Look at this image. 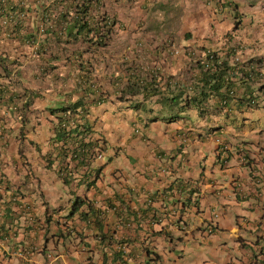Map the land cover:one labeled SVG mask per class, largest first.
I'll list each match as a JSON object with an SVG mask.
<instances>
[{
  "label": "crops",
  "instance_id": "1",
  "mask_svg": "<svg viewBox=\"0 0 264 264\" xmlns=\"http://www.w3.org/2000/svg\"><path fill=\"white\" fill-rule=\"evenodd\" d=\"M226 2L228 4L238 3L244 8L248 4L244 13H254L256 20L261 17V9L264 8V0L259 10L254 9L256 0H240V2L227 0ZM160 3L164 7L167 3L168 9H161ZM174 3L176 0L111 2L110 9L121 20L122 30L115 35L101 56L105 59V65L108 62L112 63L105 67L97 60V64L91 71L99 80L96 89L95 86L86 87L84 91V89L75 87L71 74H77L79 71L63 64L64 59L69 56L80 59L82 54L84 60L91 58L88 55L89 52H84L86 51L83 48L84 43L78 42L73 45L50 41L54 54L49 62L57 66L58 76L64 78L71 75L67 83L63 86L58 85L60 78L59 80L51 78L47 82L40 80L39 77L34 78L32 74L37 73V67L31 64L39 61L40 56L33 53L31 49L27 53L28 59L20 65L22 72L18 79L13 76L15 83L1 90L0 208L4 210H0V264H55L58 259H61L64 264H101L102 255L105 252L106 256L111 259L112 251L109 247L117 250L118 240L125 236L123 227L113 222L116 219V207L113 204L117 206L120 204L123 210L129 209L139 214L151 209V212L150 210L144 212L146 219L140 222V226L148 232L159 231L161 234L160 237L153 236L157 238L156 240L147 239L143 242L142 232L139 231L137 239L129 240L128 247H125L127 253L131 251V254H127V264H146L148 255L144 250V245L148 242L152 249H156L155 245L160 240L171 248L163 235L164 232L172 233L171 228L176 232H186L187 237L191 235L194 238L199 230H204L203 227L209 225L210 222L213 224V221L215 234L211 236L212 239L226 231L228 236L234 237L238 242V248L245 252L239 262L234 261L230 256L229 262L225 264H264V229L259 226L264 223V216L262 217L264 211V143L262 142L259 146V143L244 142L242 146L243 142L241 143L239 139L240 136L246 138L255 126L260 135L264 132V102L259 104L258 108L255 106L250 112H238L234 105H231V109L226 107L218 113L210 110L204 113L190 111L186 113L189 114V119L178 121L181 125L165 124L160 120L148 124L146 118L155 115L154 111L148 114L140 110L133 112L126 110L124 113L119 109L124 103L116 97L119 81L115 76L119 73L113 68L114 61L138 63L139 68L134 72L122 71L123 73L145 76L148 74H145L146 70L154 73L158 71L160 73L159 85L163 86L165 77L166 83L169 84L166 86L169 90L165 86L161 89L172 92L180 86L188 87L193 77L196 76L197 60H205V54L209 50H220L227 45L230 46L231 43H241L245 45V50L248 49L247 58L255 56L264 58V28H261L259 24L255 26V32L254 28L252 30L247 27L246 35L243 36L241 42L236 36H228L225 31L221 30L219 14L224 12L225 0H188L187 7L182 9L179 5L181 9L178 15L169 12V5ZM189 7L192 13L190 17L184 15L186 11H189ZM153 8L157 9L155 10L157 17L151 21V18L147 17ZM196 10L203 12L195 16ZM130 12H139L142 16H146L130 18ZM6 38V33H0V51H4L10 58H13L15 47L8 44ZM77 53L79 57L76 56ZM41 56H50V52ZM242 57L247 60L245 56ZM254 82L257 87L263 88L258 92L263 95L264 99L262 93L264 76L257 75ZM155 86L159 87L156 81ZM35 91L38 96L34 95ZM67 91L74 92L72 96H65L64 93ZM100 91L105 93L102 95L103 99L95 103L89 112L88 118L93 122V131H89L91 132L89 139L97 141L103 138L106 145L104 156L111 160L100 170L93 182L78 181L77 183L74 180L69 186L57 175L56 167L60 160L52 158L49 164L44 158V155H47L46 152L51 149L50 140L54 135L51 130L54 111H49L48 115H45L46 110L65 105L81 97L91 99L99 95ZM29 101L30 105L27 103ZM145 102L157 107L151 100L145 99ZM234 118L238 119L234 121ZM132 120L135 124L131 123ZM129 127L139 129V132L132 134ZM216 137H219L229 148L228 156L227 158L225 156L226 159L223 161V167L219 166L220 179L206 171L200 159L204 141L207 140L214 142V157L223 156L220 152L223 145H219L220 147L217 145ZM181 138L185 139V143L180 145ZM186 144H190L194 151L195 163L189 162L185 178L178 181L177 175L181 167L175 170L173 168L175 158L170 156L173 155L177 145L181 148ZM233 144L236 146L235 152L248 153L251 158L249 164L245 166L246 171L242 174L239 173V167L242 165L237 160L238 154L231 151ZM230 157L236 159L235 164L230 163ZM104 161L106 160L103 158H97V161H92L93 163L90 164L102 166ZM198 162L199 167L195 166ZM78 169L83 173L82 168ZM235 179L242 182L243 191L240 193L233 192L232 182ZM190 190L195 192L190 193ZM72 191L73 194H71ZM176 193L177 200L172 199ZM210 195L215 197V201ZM75 196L93 200L96 208H100L102 212L101 217L105 218L103 222L106 226L105 230L111 228L114 234L110 235L108 242L101 245L100 238L96 235L98 233L96 225L90 221L82 228L75 225L74 229L68 230V233L78 237L80 243L74 242L73 244L72 242L55 255L48 253L50 240L54 243V247L61 240L63 233L56 222H59V218L67 213L72 204L71 200ZM183 197L190 201L186 203ZM249 197L262 199L255 209L257 218H254L253 222H247L245 217L235 214L231 215L235 221L230 219V213H228L229 208L232 207L230 204ZM108 198L112 199L109 205L108 202L105 203ZM218 207L223 213L219 218L214 216ZM55 212L57 218H53ZM155 217H162L164 221L162 223L148 221L149 218L152 220ZM136 225L139 226L138 223H134L133 229ZM62 226L64 227L63 223ZM243 229L246 234L251 235L249 238L242 233ZM28 246L36 247L28 260L14 255L18 248ZM74 252L88 253V255L86 258H79L80 261L77 263L76 261L69 262L66 257ZM54 258L57 259L54 260ZM158 259L157 263H152L165 264L160 257Z\"/></svg>",
  "mask_w": 264,
  "mask_h": 264
},
{
  "label": "trees",
  "instance_id": "2",
  "mask_svg": "<svg viewBox=\"0 0 264 264\" xmlns=\"http://www.w3.org/2000/svg\"><path fill=\"white\" fill-rule=\"evenodd\" d=\"M111 1L114 0H0V17L4 15L9 17L7 27H2L0 24V33H6L8 44L15 47L13 58H10L4 51H0V92L15 83L10 78L12 72L15 78L18 79L22 72L20 65L23 64L25 59H28L27 53L30 52L34 43L37 44L34 52L40 56L39 61L37 60V62L31 64L33 67H37V73L32 74L34 78L39 77L40 80L45 82L51 80V78L54 80L60 78L61 81L57 84L63 86L72 75L75 87L84 89V91L86 87L93 88L95 86L96 89L99 80L91 71L94 69V65L97 64V60L100 61V65H105V59L101 56L107 50L106 48L115 35L122 30L121 20L118 19L114 11L111 12L108 8ZM236 9L234 8L237 14L235 23L239 24L240 17ZM50 41L73 45L78 42L84 43L83 48L86 51L82 50L86 53L89 52L88 55L91 58L84 60L82 54L80 59L67 57L62 63L65 66L69 65V68L73 70L75 68L79 73L64 78L58 76L56 73L57 66L49 62L52 54H54L52 53L53 46ZM48 51L50 56H41ZM78 53L76 56H78ZM234 54L233 46L207 51L205 60H197V73H195L196 76L193 77V81L188 84V87L180 86L172 92L161 89L164 86H169V84L166 83L165 77L163 86L159 85L160 73L158 71L154 73L146 70L145 74H148L145 76L123 73L122 71L134 72L139 68L138 63L114 61L115 66L113 68L119 73L115 76L119 81L116 97L124 103L119 109L124 113L126 110L132 112L140 110L148 114L154 111L155 115L146 118L148 124L157 120L165 124H171L183 118L189 119L190 116L186 113L190 111L204 113L210 110L218 113L226 107L231 109V105H234L238 112H250L255 106L258 108V105L264 102L263 95L258 92L263 88L261 86L257 87L256 82H254L257 75L264 76V58H249L241 63L231 62ZM111 63H106L105 67H108ZM52 74L55 76H51ZM154 80L160 88L155 86ZM166 89L169 90L168 87ZM73 92L67 91L64 95L69 96ZM262 93L264 94V91ZM104 94L100 91L99 95H95L91 99L81 97L71 100L65 105L49 108V111H54L52 113L54 119L51 120V130L54 135L50 140L52 143L51 149L46 152L47 155H44V158L49 164L52 158L60 160L58 167H56L57 175L69 186L72 185L71 183L74 180L77 183L78 181L81 183L85 181L93 182L100 170L111 160L104 156L106 145L103 138L97 141L89 139L91 133L89 131H93V122L88 118L89 112L95 103L101 102ZM34 95L38 96V93L35 91ZM145 99L155 102L157 107L148 105ZM27 103L30 105V101ZM237 119L234 118V121ZM131 123L135 124L133 120ZM129 130L132 134L136 133L134 127H129ZM225 147V144L221 146V155L224 151L227 152ZM98 156L106 160L103 162L104 165L90 164L92 161H97ZM170 157L175 158L174 156ZM226 158L217 155L215 164L223 167V161ZM78 168H82L83 173ZM77 173H79V176H77ZM189 192L194 193L195 191L190 190ZM233 192L238 193L235 190ZM71 194H73V191ZM107 200H105V203L111 204L112 199L108 198ZM71 201V206L67 213L59 218V222L53 219L56 224L61 226L63 223L65 227L71 230L74 229L75 225L78 228L85 227L90 221L98 228L96 235L100 238V244L103 245L106 241L108 242L110 235L114 234V230L111 228L105 230L106 226L103 225L105 218L101 217L102 212L100 208H96L93 200L75 196ZM0 210H4V208H0ZM148 210L151 212V209ZM115 212L116 219L113 222L117 226L123 227L125 236L118 240L119 248L117 250L109 247L112 251L111 259L106 256L104 251L101 264H127V257L129 253L131 254V251L127 253L125 247H128L129 240L137 239L139 231L142 232L143 242L147 239L156 240L155 236H161L159 231L151 233L140 226V222L146 219L144 212L139 214L131 212L129 209L125 211L120 204ZM148 221L162 223L164 220L162 217H155L152 220L149 218ZM134 223H138L139 226L136 225V228L133 229ZM163 235L166 237V241L172 245L174 239L172 233L164 232ZM148 244L144 245V250L148 255L146 264L157 263L159 261L158 251L155 248L152 249ZM155 247H157V244Z\"/></svg>",
  "mask_w": 264,
  "mask_h": 264
},
{
  "label": "rangeland",
  "instance_id": "3",
  "mask_svg": "<svg viewBox=\"0 0 264 264\" xmlns=\"http://www.w3.org/2000/svg\"><path fill=\"white\" fill-rule=\"evenodd\" d=\"M226 1L227 0H225V5H224V9H223L224 12L219 14L220 15L219 19H221L219 27H221V30L225 31V34L236 36L237 40H239L241 42V41H243V36L246 35L245 32H246L247 27H248V29H252V30L254 28V32H255V26L258 24L261 28H264V25H263V23H264V8L261 9V17H259V19L256 20L254 13L253 14L250 12L244 13L246 8H248V4H247L246 8H244L243 5H240L238 3H236V5H234V4L230 5V4H227ZM235 1L240 2V0H235ZM256 1H257V3H256V5H254V9L259 10L262 7V0H256ZM166 4L164 7V6H161V3H160V8L161 9H168L166 7ZM179 5L181 6L182 9L187 7L188 6V0H176V3H174L173 5H171V4L169 5V8H170L169 12H171L173 15H176V14L178 15L180 12V9H181L179 7ZM234 8H238V10L236 12L238 13V15L241 19V21L239 23L240 25L235 24L237 19H234V18L237 17V14L235 13ZM155 10H157V9L153 8L148 13L147 18H151V21H153L157 17V16H155ZM201 12H203V11L196 10L195 16L200 14ZM248 14L250 16L252 15V17H250ZM184 15L185 16L188 15V17H190L192 15L190 7H189V11H186L184 13ZM144 16H146V15H144ZM144 16H142L139 12H136V13L130 12V15H129L130 18H135V17L142 18ZM253 19H254V21H252ZM234 20H235V22H234ZM238 25H239V27H238ZM195 27H197V26H195ZM195 29L196 28H194V31L196 32ZM236 29H237V32H236ZM120 50H121V48L119 47V51ZM255 88H256V86H255ZM48 112H49V110L47 109L46 110L47 114H45V115H48ZM43 118H45V116H43ZM180 121H184V118L181 119ZM173 123H176L177 125H181L180 122H178V121H175ZM244 137L245 136L239 137L240 142L241 143L243 142L242 146L244 145V142L249 143V144H251L252 142L259 143V146L262 145V142L264 143V132L261 133V135H260V133H258V128L256 126H255V128H253L252 132H250L246 138H244ZM179 144L181 145V144H183V142L179 143ZM203 146L204 147L202 148L203 150H202V154H201V158H200L202 166L207 169L206 171H208L209 173H213L212 175H215L216 177H218L220 179V174L218 173L219 172V165L215 164V162H214L215 161V157L213 155V149L215 148L214 142L208 141V140L204 141ZM199 148L201 149V146H199ZM235 149H236V146L233 144L231 151L234 153ZM222 155L227 156L228 154L226 151H224L222 153ZM172 156L175 157L173 168L176 170L177 168L181 167V170L178 172V175H177V178H178L177 180L181 181L182 179L185 178L186 172L189 169V162L191 164L195 163L194 151H192L190 144H186V145L182 146L181 148L177 145L174 148V153ZM163 158H164V156H163ZM235 160L236 159L234 157H230L229 161H230V163L235 164ZM195 166L199 167V162ZM245 171H246L245 166L239 167V173L242 174ZM173 182H174V180H173ZM93 188H94L93 191H95L94 186H93ZM176 195H177V193L173 195L172 199L177 200ZM210 196L215 201V197L213 195H210ZM185 197H183V201L188 203L190 200L185 198ZM261 200L262 199L249 197L247 199H239V202H236V201L233 202L232 204H230L232 207L229 208V212H228V213H230V215H229L230 219H233L231 217V215L233 216L235 214H239L240 216L245 217V220L247 222H253L254 218H257V216L255 215V209H257L256 206L259 205ZM216 210L217 211H216L215 215H216V217L219 218L223 214L222 210L220 209V207L216 208ZM257 214H259V212ZM56 216L57 215L55 212L53 218H57ZM233 220L235 221V219H233ZM213 224H214V221H213ZM203 229L205 231L199 230L196 233L195 237L192 238L191 235L187 237L186 232H183V231L176 232L173 230V228H171V230H172L171 232H172V235L174 238L172 240L171 248H169V245H164L161 240L159 242L157 241L156 250L158 251L159 257L161 258L163 263H165V264H225V263L229 262L230 256L233 258L234 261L238 260V262H239L242 259V256L244 255L245 252L243 250H240V248H238V246H237L238 242L235 240L234 237L228 236L226 231H223L222 235L214 237V239H212L211 236H213L215 234L214 231L212 233H208L209 231L207 230V228L205 226L203 227ZM60 230L63 234H61V240L57 244V246H55L56 248L54 247V243L51 240L49 243V247H48L47 252L48 253H54L53 255H55L58 251H62L63 247H68L72 242H73V244H74V242H76V244L80 243V241H79L80 239L78 237L72 236V235H70V233H68L69 229L67 227H65V226L61 227L60 226ZM244 230L245 229L242 230V233H244L246 235V237L249 238L251 235L246 234ZM252 233H253V235H255L253 230H252ZM255 233H257L256 230H255ZM87 255H88V253L83 254V253H79V252H74V253L68 255L66 257V259H68L69 262H75L76 261V263H77L80 261L79 258H86ZM55 259H57V258H54V260ZM55 264H64V262L61 259H58V261H56Z\"/></svg>",
  "mask_w": 264,
  "mask_h": 264
},
{
  "label": "clouds",
  "instance_id": "4",
  "mask_svg": "<svg viewBox=\"0 0 264 264\" xmlns=\"http://www.w3.org/2000/svg\"><path fill=\"white\" fill-rule=\"evenodd\" d=\"M112 2V1H111ZM114 2H115V0H114ZM108 8H109V10L111 11V12H113V10H111L110 9V6H108ZM236 32H237V29H236ZM119 34V33H118ZM229 36V35H228ZM230 46H233V48H234V50H235V54H234V57H233V59L231 60V62H234V61H236V62H238V63H241V62H243L245 59L242 57V56H245L246 58H247V56H246V53H248V49H246L245 50V45L243 44H241V43H237V44H230ZM226 47H229V45H227ZM175 53H177V52H175ZM243 58V59H242ZM249 58H262V57H248L247 58V60L249 59ZM263 67V66H262ZM264 68V67H263ZM135 132L136 133H138L139 132V129H136L135 128ZM215 141L217 142V145L219 146V145H223L224 144V142L222 141V140H220V138L219 137H216L215 138ZM183 142V144L185 143V139H182L181 138V143ZM226 148V150L228 151L229 150V148L228 147H225ZM238 154V157H237V160H238V162H239V164L240 165H242V166H246V165H248L249 164V161L251 160V158L249 157V155H248V153L247 154H244L242 151H239V152H235V154ZM98 159H102L100 156H98L97 157ZM238 185H241V190H238L237 189V186ZM232 189L233 190H235L236 192H238V193H240V191H243L242 190V182H241V180H239V179H235V180H233V182H232ZM116 208L118 207L116 204H113ZM214 216L216 217V215L214 214ZM206 228H207V230H212V232L214 231V229H215V227H214V225L212 224V222H210V224L209 225H207V226H205ZM205 231V230H204ZM208 232V231H207Z\"/></svg>",
  "mask_w": 264,
  "mask_h": 264
},
{
  "label": "built area",
  "instance_id": "5",
  "mask_svg": "<svg viewBox=\"0 0 264 264\" xmlns=\"http://www.w3.org/2000/svg\"><path fill=\"white\" fill-rule=\"evenodd\" d=\"M0 24L2 27H7V24L9 25V17L4 15L2 17H0ZM37 48V44L34 43L32 46H31V49L34 53V50ZM14 73L12 72L10 74V78L12 79L13 78V75ZM237 189L238 190H241V185H238L237 186ZM242 192V191H240ZM264 216V211L262 212V217ZM262 229H264V223H261L259 225ZM209 232L208 233H212V230H208ZM36 249L35 246H28V247H23V248H18L15 252H14V255H16L18 258H21V259H25V260H28L30 255L32 254V252Z\"/></svg>",
  "mask_w": 264,
  "mask_h": 264
}]
</instances>
